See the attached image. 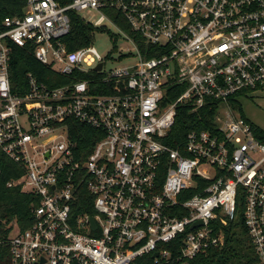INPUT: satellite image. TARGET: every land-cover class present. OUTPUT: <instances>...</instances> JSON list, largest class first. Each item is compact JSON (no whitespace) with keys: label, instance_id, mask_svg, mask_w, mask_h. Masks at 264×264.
<instances>
[{"label":"built area","instance_id":"1","mask_svg":"<svg viewBox=\"0 0 264 264\" xmlns=\"http://www.w3.org/2000/svg\"><path fill=\"white\" fill-rule=\"evenodd\" d=\"M87 9L100 14L96 30L105 20L119 29L136 63L104 71L92 45L68 48V12ZM14 47L67 81L27 72L13 93ZM173 86L182 91L168 102ZM261 86L264 0H27L0 29V150L24 170L8 186L39 204L7 236L9 264H164L160 246L178 238L190 259L223 244L211 221L237 217L239 197L264 264V142L230 100ZM181 105L215 107V127L172 148L164 138ZM76 124L100 131L89 152ZM84 189L93 213L75 210Z\"/></svg>","mask_w":264,"mask_h":264},{"label":"trees","instance_id":"2","mask_svg":"<svg viewBox=\"0 0 264 264\" xmlns=\"http://www.w3.org/2000/svg\"><path fill=\"white\" fill-rule=\"evenodd\" d=\"M71 1L57 0L60 5H66ZM26 2L27 0H0V29L5 17L19 16L24 13ZM68 15L71 29L63 39L68 48L75 49L91 45L93 32L96 30L94 26L86 22L75 11H69ZM123 28L142 46L139 36L133 34L127 25L124 24ZM27 72H31L39 80L51 85H53V81L58 83L67 81L64 77L55 76L47 67L37 62L27 49L14 47L9 69L11 91L13 93L22 94L25 91V75ZM55 78L56 80H54ZM181 91L176 86L168 88L166 100H174ZM230 100L234 109L241 110L240 105L234 99ZM214 112L215 107H205L197 111H191L190 107L181 105L177 110L172 128L164 138V142L172 148H177L185 143L186 136L191 130L213 129L215 127ZM252 126L256 136L264 142V131L253 124ZM76 127L80 132L79 143L81 148L89 152L93 143L99 139L100 131L83 124H76ZM71 133H73L72 130ZM23 173L22 167L7 158L0 150V242H2L0 243V264H9V249L5 240L12 228L14 226L19 230L28 228L33 221V209L39 204L37 196L24 191L21 185L8 186L10 181L18 179ZM82 191V199L77 201L75 210L93 213L94 211L91 208L92 198L85 192V189ZM195 193L196 189L192 192L190 190L189 195ZM238 201L237 217L233 220H229L216 212L214 219L211 221L214 234H221L223 237L222 245L210 247L198 253L195 257L187 259L181 257V241L178 238L160 246L170 251L169 261L164 264H258V257L244 225L240 197Z\"/></svg>","mask_w":264,"mask_h":264},{"label":"rangeland","instance_id":"3","mask_svg":"<svg viewBox=\"0 0 264 264\" xmlns=\"http://www.w3.org/2000/svg\"><path fill=\"white\" fill-rule=\"evenodd\" d=\"M78 14L90 23L100 17L98 12L89 9L80 11ZM103 23V29H97L93 32L91 45L103 58L104 71L136 63L138 58L135 56L133 45L121 39L119 29L114 24L107 20ZM234 100L240 105L239 108L241 109L236 110V114L264 131V86L245 91L236 96Z\"/></svg>","mask_w":264,"mask_h":264},{"label":"water","instance_id":"4","mask_svg":"<svg viewBox=\"0 0 264 264\" xmlns=\"http://www.w3.org/2000/svg\"><path fill=\"white\" fill-rule=\"evenodd\" d=\"M100 68V65L98 66V69ZM91 221H92V218H91ZM196 224H198V225H200L201 224V222L200 221H198ZM154 256H157V253H154Z\"/></svg>","mask_w":264,"mask_h":264}]
</instances>
